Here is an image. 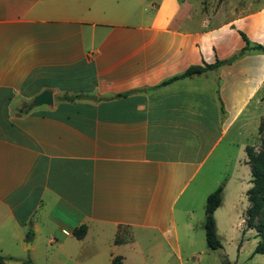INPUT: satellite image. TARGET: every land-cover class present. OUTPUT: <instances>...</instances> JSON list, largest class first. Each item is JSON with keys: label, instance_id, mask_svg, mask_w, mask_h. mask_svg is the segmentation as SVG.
<instances>
[{"label": "crops", "instance_id": "1", "mask_svg": "<svg viewBox=\"0 0 264 264\" xmlns=\"http://www.w3.org/2000/svg\"><path fill=\"white\" fill-rule=\"evenodd\" d=\"M223 3L0 0L2 264H222L190 230L222 184L217 228L227 181L251 175L264 95V55H238L244 12L219 18ZM45 90L52 104L33 105Z\"/></svg>", "mask_w": 264, "mask_h": 264}, {"label": "rangeland", "instance_id": "2", "mask_svg": "<svg viewBox=\"0 0 264 264\" xmlns=\"http://www.w3.org/2000/svg\"><path fill=\"white\" fill-rule=\"evenodd\" d=\"M218 10L221 11L219 18H222L224 14V6L226 5L229 9L237 7V11L243 10L246 26L243 32L246 34L250 42L264 45V0H223ZM197 8L202 3L206 2V7L213 13L216 9L218 0H195ZM214 15L212 16V20ZM256 19L259 20L261 26L254 27ZM254 27L257 30L249 32V28ZM254 54L264 55V52L256 51ZM260 94H264V84L260 89ZM264 95L261 96L260 103V118L259 123L256 120H250L248 126V134L245 136L246 146L253 148L255 153H258L262 148V138L264 137ZM25 106V105H24ZM258 124V127H257ZM245 156V155H244ZM225 179L228 174H223ZM242 179V183L239 180L227 181L228 204L232 202L233 207H228L226 203L225 216L219 215L217 218V234L221 242V247L216 250H210L205 241V233L203 224L200 227L194 226L192 233V242L194 248L197 250H205L214 254L216 257H220L222 264H264V254L255 253L254 248L258 243L259 237L257 232L253 228H248L245 225V210L248 206L246 190L251 186V175L250 174H239ZM234 180V179H233ZM249 181V182H248ZM249 183V184H248ZM237 184V185H234ZM234 185V186H232ZM223 210V209H222ZM228 215V217H227ZM186 243L181 242V247L184 248ZM39 263L42 262V258H38ZM130 259L126 260L123 264H130Z\"/></svg>", "mask_w": 264, "mask_h": 264}, {"label": "trees", "instance_id": "3", "mask_svg": "<svg viewBox=\"0 0 264 264\" xmlns=\"http://www.w3.org/2000/svg\"><path fill=\"white\" fill-rule=\"evenodd\" d=\"M238 33L244 42L243 47L238 51L239 56L256 53V51L264 52V45L250 42L246 34L241 30H238ZM222 64L223 61L217 59L211 64L205 63L204 65L190 66L184 72L161 82V85L179 78L199 75L206 71L215 69ZM77 97L78 96L64 98L74 99ZM245 153L247 163L249 164L251 170V186L246 190L248 206L245 210L244 221L246 227L255 229L259 237L258 243L254 248V252L264 254V137L262 138V148L258 153H255L253 148L250 146L245 148ZM222 199L223 185L220 184L215 190L207 195L204 206L205 217L203 228L205 232V241L207 247L212 250L221 247V242L217 234L214 211L221 205ZM85 231V225H81L73 230V235L77 238H81ZM5 260V257L0 256V264H2ZM26 263L32 264L30 261H27ZM111 264H121V256H114L111 260Z\"/></svg>", "mask_w": 264, "mask_h": 264}, {"label": "water", "instance_id": "4", "mask_svg": "<svg viewBox=\"0 0 264 264\" xmlns=\"http://www.w3.org/2000/svg\"><path fill=\"white\" fill-rule=\"evenodd\" d=\"M236 57H237V55L234 54L230 58H228L226 61L232 62L233 60H235ZM81 98L87 99V100H95L96 99L95 96H91V95H82ZM52 102H53V96H52L51 91L45 90L36 96V98L33 100V105H35V106L50 105V104H52Z\"/></svg>", "mask_w": 264, "mask_h": 264}]
</instances>
